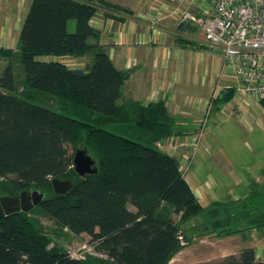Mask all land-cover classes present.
I'll return each instance as SVG.
<instances>
[{"label":"trees","instance_id":"trees-1","mask_svg":"<svg viewBox=\"0 0 264 264\" xmlns=\"http://www.w3.org/2000/svg\"><path fill=\"white\" fill-rule=\"evenodd\" d=\"M102 2L30 0L21 27L20 63L27 85L60 98L71 115L13 94L12 63L0 73V178L5 188L0 195L22 189L44 194L26 212L0 215V264H87L47 247L28 215L35 207L71 232L87 234L94 252L104 255L108 264H167L189 242L181 226L190 219H202L197 236L264 229L263 190L253 187L244 199L201 206L178 158L155 144L176 133L165 107L117 102L128 73L116 68L102 46L88 41L100 35L89 22ZM71 19L75 27L69 31ZM89 51L93 60L87 68L54 59ZM231 92L219 102L230 100ZM102 121L122 126L118 129L123 133L106 128ZM78 146L93 156L96 173L79 176L74 171ZM53 178L70 179L72 186L64 194L56 193ZM187 264L264 262L247 247Z\"/></svg>","mask_w":264,"mask_h":264},{"label":"crops","instance_id":"crops-1","mask_svg":"<svg viewBox=\"0 0 264 264\" xmlns=\"http://www.w3.org/2000/svg\"><path fill=\"white\" fill-rule=\"evenodd\" d=\"M29 2L0 0V53L11 54L9 58L0 57L2 69L14 56L20 59V31ZM140 2L134 8L127 5L125 10L112 7L109 13L99 6L89 22L100 33L98 38L89 37V43L102 46L116 68L128 73L117 102L161 103L172 116L176 130L162 143L175 144L178 138L196 135L195 145L180 146L189 154L181 152L176 157L187 161L182 172L201 206L244 199L253 187L264 191V126L254 113V123L251 116L225 114L223 104L231 99L219 102L230 89L235 95L238 76L230 72L218 51L202 41L196 25L178 24L168 10L159 14L149 0ZM75 57L83 59L79 68H87L93 53ZM207 100V117L199 123L198 115ZM247 247H252L256 258L264 262V229L193 236L167 264L212 261Z\"/></svg>","mask_w":264,"mask_h":264},{"label":"built area","instance_id":"built-area-1","mask_svg":"<svg viewBox=\"0 0 264 264\" xmlns=\"http://www.w3.org/2000/svg\"><path fill=\"white\" fill-rule=\"evenodd\" d=\"M158 1L152 6L156 13L168 10L178 24L198 27L202 41L238 76L237 92L264 97V0H177L174 6ZM208 111L207 100L198 120L204 122Z\"/></svg>","mask_w":264,"mask_h":264},{"label":"rangeland","instance_id":"rangeland-1","mask_svg":"<svg viewBox=\"0 0 264 264\" xmlns=\"http://www.w3.org/2000/svg\"><path fill=\"white\" fill-rule=\"evenodd\" d=\"M104 1L105 2H102L101 6L104 8L103 11H105L106 13H109L110 9L114 7L111 5H107L106 2L112 3L111 1H116L117 2L115 4L116 7L121 8L123 10L127 9L126 8L127 5L129 7L134 8L136 5H139V3H141L140 2L141 0H104ZM162 1L167 2L173 6L178 3L177 0H162ZM158 2H159L158 0H149V3L151 4V6L155 5L158 7L159 6ZM74 27H75V21L71 19L68 25L69 31L74 30ZM0 57L8 58V56L2 57V55H0ZM50 57H54V56H50ZM87 57L84 59H87ZM54 59H57L61 62H65L66 64H69L70 66L72 65L75 67L83 66L82 58L81 59L79 58L80 60H77L78 58L76 59V57H72V56H55ZM11 63L13 67L14 83H15L14 90L11 91L13 94H16L19 97L21 96V97L27 98L28 100L36 104L42 105L46 108H49L51 110L66 113L69 115L72 114L68 111V109L66 108V104L60 98H57L43 91L32 89L27 85L18 55L14 56L11 59ZM2 66L0 67L1 68L0 73L3 70ZM222 109H224V111L227 112L225 114L233 115V116L235 115V116H238L239 118L242 116H245V118H249V116H251L252 123H254L253 122L254 115L252 116V114L253 113L257 114L258 116L257 118H259L258 119L259 123L264 126V97H259L256 99L253 96L247 95L246 93L241 94L240 92H236L235 95L233 94L231 96V100L229 102H227L226 104H223ZM199 116L200 115H198V117ZM202 122H203L202 119H200L199 123H202ZM101 123L106 128L123 133L121 129H118V128H122V126L115 127L114 125L112 126L111 124H106V122H103V121ZM195 143H196L195 137H190V139L185 137V139L178 138L175 144L162 143V141H159V143L156 142L155 144L163 151L171 153V154H173L175 148H177L175 154H173L176 156L181 152H183L186 155L189 154V151L183 150L186 148L182 149L180 146L195 145ZM179 164H180L181 169L184 170V168L186 167L187 161L181 158L179 160ZM3 184H4V179L0 178V192L5 191ZM28 215L33 221L36 229L45 238L47 247L49 249L67 252L73 257L84 259L87 262V264H108L105 260L106 258L104 255L94 252L93 248L89 244V236L87 234L85 233L75 234L71 232L68 228L56 224L52 219L38 214L36 207L33 208L31 211H29ZM173 217L176 218L177 217L176 214H173ZM201 223L202 222H200V220H198V222L197 221L193 222V220L190 219L187 221L186 224L181 226L189 241H190V238H192L193 236H196L197 229H201Z\"/></svg>","mask_w":264,"mask_h":264},{"label":"water","instance_id":"water-1","mask_svg":"<svg viewBox=\"0 0 264 264\" xmlns=\"http://www.w3.org/2000/svg\"><path fill=\"white\" fill-rule=\"evenodd\" d=\"M73 168L79 176L97 172L96 161L84 146H78L73 154ZM51 185L56 193L64 194L72 186L70 179H51ZM38 189H22L14 195H0V215H7L19 210L28 211L37 205L43 198Z\"/></svg>","mask_w":264,"mask_h":264}]
</instances>
